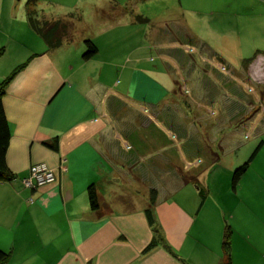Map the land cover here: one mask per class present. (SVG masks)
<instances>
[{
    "label": "crops",
    "instance_id": "obj_1",
    "mask_svg": "<svg viewBox=\"0 0 264 264\" xmlns=\"http://www.w3.org/2000/svg\"><path fill=\"white\" fill-rule=\"evenodd\" d=\"M152 1L35 0L38 18L64 24L47 48L27 0H0V80L25 62L1 98L13 175L0 181L3 264H220L227 228L228 264L264 263L261 178H250L249 201L239 193L248 167L264 161L262 131L243 126V145L235 133L248 107L264 109V59L235 68L238 57L208 46L261 34L264 1L179 0L137 20ZM84 40L96 47L87 58ZM40 162L55 181L26 187Z\"/></svg>",
    "mask_w": 264,
    "mask_h": 264
},
{
    "label": "rangeland",
    "instance_id": "obj_2",
    "mask_svg": "<svg viewBox=\"0 0 264 264\" xmlns=\"http://www.w3.org/2000/svg\"><path fill=\"white\" fill-rule=\"evenodd\" d=\"M173 1L174 0H153L149 5L144 6L142 8V10L145 11V12L144 13H140L142 15L141 18L143 20L146 19V18L150 19V16L148 15L149 13L152 16H154V14L152 12H155L157 15H159L162 12H164L165 8L169 7L171 4H176V5L179 4V0H175L174 2ZM262 1H264V0H262ZM186 5L189 6V10L191 11L190 5H188V3H186ZM263 5H264V2H263ZM198 12L199 11L197 10L196 13H198ZM189 15L192 16L193 14L190 13ZM242 32H243V35L240 36V39H238V41H232L231 39H227L225 37L226 41L230 42L231 44L233 42V46L231 44H229L230 48L227 47L225 44H223V43L219 44L216 41H213L212 43L209 42L208 46L213 48V49H216V50L220 48L222 51L226 52L227 55H229V57H231V58H233V56L238 57V59H235V60H237L235 65H234L235 62L232 63V61L229 60L230 66L235 67V68H238V66L240 64L244 63V61H242V58L246 59V62L243 64V66L247 62H249V61L251 62V59H252L253 56H256L258 58H263L264 59V27H263V30L261 31V34H259V29H258V31L255 34H254L253 29L247 30V31H242ZM189 50H192V48L189 49ZM199 51L202 54H204L205 56L208 53V51H206L204 49L202 50V49H200V47H199ZM220 68H223V67L220 65ZM248 88H250V87H248ZM245 91L247 93L246 97H248V99H250L252 97V93H251L252 89L251 88L249 90L245 89ZM262 92H263V96H264V90ZM260 105H262V104L260 103L258 105V107ZM254 107H248L247 110H245L244 113L242 114V117L238 120V123L235 124L236 125L235 127L238 128L235 131L236 139H237V142L242 143V145H243V143H246V140H247V137H248L247 135L244 136V137L242 136V133H243V130H244V129H242V128H244L243 126H245V128H248L250 130L251 129V125H253L252 129H251L253 131L251 132L250 135L256 136L258 133H260L262 131L261 132L262 133V138L264 140V109L261 108L262 110L256 111L257 108H254ZM256 113L260 114V118L259 119L257 118V120L256 119L253 120L252 118L254 117V115ZM245 148L248 149V147H244V149ZM250 151H251V149H249V152ZM259 156H260L259 158H262V160H264V144L262 146L261 152L259 153ZM239 164H237L236 166H238ZM252 176L261 178L259 186L262 189L261 194L264 197V161L262 162L261 165H258L257 163L256 164L254 163L252 166H249L247 171H246V173H245V176L243 178V183L241 185V188L239 189V193H240L241 197L243 198V200H245V201H249L250 198L253 197L252 188L254 186V183L250 181V178ZM230 186H231V184H230ZM230 188L231 187L228 188V190H230V192H231L230 194L232 196H235L236 193H233L234 191L232 189H230Z\"/></svg>",
    "mask_w": 264,
    "mask_h": 264
},
{
    "label": "trees",
    "instance_id": "obj_3",
    "mask_svg": "<svg viewBox=\"0 0 264 264\" xmlns=\"http://www.w3.org/2000/svg\"><path fill=\"white\" fill-rule=\"evenodd\" d=\"M35 0H27L26 3V17L27 22L30 25V27L41 36V38L46 43L47 48H54L58 46L62 38L55 37V32L58 31L60 28H64L63 21L61 19L57 20H46L42 18H38L35 10ZM137 20H143L141 17H137ZM84 44L86 49L84 50L82 57L87 58L92 56L96 52L95 45L89 41L84 40ZM1 54V49H0ZM25 62L17 65L16 67L11 70V72L6 75L4 78L0 80V181H9L13 178V175L8 171L7 166L5 164V150L7 148V144L9 141V129L5 120L4 112H3V106H2V95L4 93V89L8 82L11 80V78L15 75V73L21 69L24 66ZM262 141H259L258 144L254 147L248 158L240 163L238 166H236L231 174V186L232 188L235 186V184L238 182L240 176L245 172L247 169V166L249 164L250 159L254 156V154L257 152L258 148L260 147ZM87 194H88V202L91 209L98 208V202H97V196L93 189V186L90 185L87 188ZM198 194L200 195L201 199L205 196V190H203L201 187H198ZM145 213L147 215L148 221L152 224V213H151V206H148L145 209ZM228 234L229 230L228 228L225 229L223 233L222 238V250H223V261L220 264H228ZM155 245L154 237L149 242V244L146 246L145 249H149L152 246ZM8 258V253L4 252L0 249V264H3V262Z\"/></svg>",
    "mask_w": 264,
    "mask_h": 264
},
{
    "label": "built area",
    "instance_id": "obj_4",
    "mask_svg": "<svg viewBox=\"0 0 264 264\" xmlns=\"http://www.w3.org/2000/svg\"><path fill=\"white\" fill-rule=\"evenodd\" d=\"M250 88H248L249 90ZM56 175L52 169L44 163H35L29 167V171L25 177L21 179L23 185L29 188H36L41 185L54 182ZM264 264V263H263Z\"/></svg>",
    "mask_w": 264,
    "mask_h": 264
}]
</instances>
